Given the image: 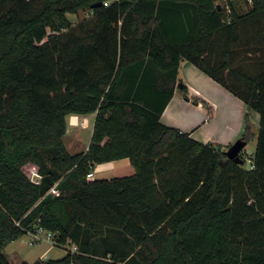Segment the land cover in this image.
Masks as SVG:
<instances>
[{
	"label": "trees",
	"instance_id": "obj_1",
	"mask_svg": "<svg viewBox=\"0 0 264 264\" xmlns=\"http://www.w3.org/2000/svg\"><path fill=\"white\" fill-rule=\"evenodd\" d=\"M225 1L0 0V264L40 227L71 248L33 264H264V0ZM185 60L259 113L252 168L161 122L177 89L188 99ZM71 113H96L78 153ZM125 158L132 175L88 178Z\"/></svg>",
	"mask_w": 264,
	"mask_h": 264
},
{
	"label": "crops",
	"instance_id": "obj_2",
	"mask_svg": "<svg viewBox=\"0 0 264 264\" xmlns=\"http://www.w3.org/2000/svg\"><path fill=\"white\" fill-rule=\"evenodd\" d=\"M179 78L182 80L180 87L183 84L188 87V99L185 98L180 89H177L160 117L161 122L188 132L191 137L200 142L218 144L223 149H228L243 135L248 124V118H245V116L248 113L250 114V111L245 102L189 61H182L179 69ZM192 108L197 112L194 113ZM197 113L199 114L195 115ZM257 114L258 117L254 116V114L252 115L255 120H258L260 127V116L259 113ZM89 116L95 122L96 113L76 114L71 119V122L79 123L84 120L87 123V120H90L88 119ZM66 135H68V127ZM248 146L249 143L246 145V150ZM253 153L249 154L251 164L248 169L253 167L251 159ZM125 159L95 164L94 167L96 165H98L96 167H101L98 168L97 173L99 171H115L118 173L125 168L127 173L124 176L132 175L135 172V168ZM27 164L36 166L31 162ZM94 175H96L95 172Z\"/></svg>",
	"mask_w": 264,
	"mask_h": 264
},
{
	"label": "rangeland",
	"instance_id": "obj_3",
	"mask_svg": "<svg viewBox=\"0 0 264 264\" xmlns=\"http://www.w3.org/2000/svg\"><path fill=\"white\" fill-rule=\"evenodd\" d=\"M226 1L223 0V3ZM92 10H80L77 14H69V18L73 21L80 22L81 20L90 18L92 16ZM193 112L196 113L197 111L192 108ZM250 114H246L245 118H248V124L250 126V133H251V139L249 141V146L246 147L245 149L241 152L247 157L246 158V164L245 167L248 168L251 164V160H249L250 155L252 154L255 150L256 142H257V135L259 132V122L258 120H255L253 118V115L258 117V112L249 110ZM199 113L195 114L198 115ZM76 114H69L67 117L68 120V135H65L64 137V142L68 148V150L71 153H78L85 151L90 142H91V137L93 133V128H94V120H92V117H88L90 119L89 121L87 120V123L84 122V120H81L79 123L78 122H71V119L74 118ZM245 131V130H244ZM76 138V140H75ZM239 139V138H238ZM236 142V141H235ZM245 152V153H244ZM125 161L129 162V159H125ZM131 165V164H130ZM98 166V165H96ZM94 167V172L96 173L95 177L91 179H103V178H111V177H119V176H124L127 172L125 168L121 170V172H113V171H105L101 172L98 171V168L101 167ZM133 167V165H131ZM34 169V165L27 164L24 166V170L27 173V175L31 176L32 171ZM124 173V174H123ZM36 244H31V235L30 234H25L19 239L9 243L5 248H4V253L8 260L12 264H24L29 263L33 264L35 261L38 259H52V260H58L63 257H65L68 253L69 248H71V243L69 246H64V245H54L51 239L46 238L45 236L41 237L40 240L35 242Z\"/></svg>",
	"mask_w": 264,
	"mask_h": 264
},
{
	"label": "water",
	"instance_id": "obj_4",
	"mask_svg": "<svg viewBox=\"0 0 264 264\" xmlns=\"http://www.w3.org/2000/svg\"><path fill=\"white\" fill-rule=\"evenodd\" d=\"M101 2L94 3L92 5V8H95L97 6H100ZM218 7L221 8V5L218 4ZM246 142L242 140H236L225 152L226 155L234 160L236 163L243 164L244 158L241 157V152L245 149L246 147ZM55 185V181L50 178L49 176H43L42 181L40 183V193L42 196H45L48 191Z\"/></svg>",
	"mask_w": 264,
	"mask_h": 264
},
{
	"label": "built area",
	"instance_id": "obj_5",
	"mask_svg": "<svg viewBox=\"0 0 264 264\" xmlns=\"http://www.w3.org/2000/svg\"><path fill=\"white\" fill-rule=\"evenodd\" d=\"M106 4H107V2H106ZM94 176H95L94 172L88 173V178H93ZM30 178L32 179V181H34L37 184L41 183L43 176L38 172L37 166H34V169L32 171V175L30 176ZM56 185H57V183L53 187H51V189L48 191V193L58 194V191L56 189ZM27 234L31 235V244H36L35 242L40 240L42 236L43 237L45 236L46 238L51 239L52 242L54 243V240H53L54 233L44 229L43 227L38 228L36 231L28 232ZM54 245H56V244L54 243ZM76 249L77 248L75 246H73V250H76Z\"/></svg>",
	"mask_w": 264,
	"mask_h": 264
}]
</instances>
